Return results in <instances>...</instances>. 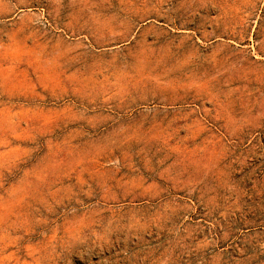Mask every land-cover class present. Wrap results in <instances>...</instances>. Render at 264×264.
Instances as JSON below:
<instances>
[{
	"label": "rangeland",
	"instance_id": "obj_1",
	"mask_svg": "<svg viewBox=\"0 0 264 264\" xmlns=\"http://www.w3.org/2000/svg\"><path fill=\"white\" fill-rule=\"evenodd\" d=\"M0 264H264V0H0Z\"/></svg>",
	"mask_w": 264,
	"mask_h": 264
}]
</instances>
